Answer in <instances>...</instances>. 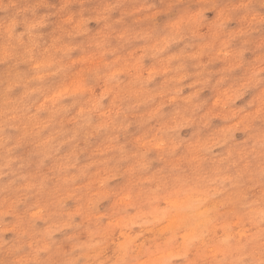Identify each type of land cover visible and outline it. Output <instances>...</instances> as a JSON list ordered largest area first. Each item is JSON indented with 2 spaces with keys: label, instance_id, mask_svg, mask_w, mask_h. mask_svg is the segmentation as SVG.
Instances as JSON below:
<instances>
[{
  "label": "clouds",
  "instance_id": "obj_1",
  "mask_svg": "<svg viewBox=\"0 0 264 264\" xmlns=\"http://www.w3.org/2000/svg\"><path fill=\"white\" fill-rule=\"evenodd\" d=\"M0 264H264V0H0Z\"/></svg>",
  "mask_w": 264,
  "mask_h": 264
}]
</instances>
